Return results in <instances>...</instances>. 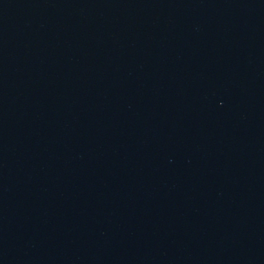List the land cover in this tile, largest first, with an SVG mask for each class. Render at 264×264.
<instances>
[{"label": "water", "instance_id": "95a60500", "mask_svg": "<svg viewBox=\"0 0 264 264\" xmlns=\"http://www.w3.org/2000/svg\"><path fill=\"white\" fill-rule=\"evenodd\" d=\"M0 264H264V0H0Z\"/></svg>", "mask_w": 264, "mask_h": 264}]
</instances>
